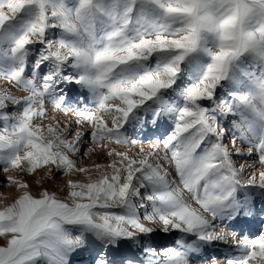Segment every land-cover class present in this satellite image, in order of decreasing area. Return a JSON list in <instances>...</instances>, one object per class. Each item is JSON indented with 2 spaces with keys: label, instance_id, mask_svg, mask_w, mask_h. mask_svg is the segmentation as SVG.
<instances>
[{
  "label": "snow or ice",
  "instance_id": "6c2138e0",
  "mask_svg": "<svg viewBox=\"0 0 264 264\" xmlns=\"http://www.w3.org/2000/svg\"><path fill=\"white\" fill-rule=\"evenodd\" d=\"M6 42L19 65L8 78L32 95L12 106L24 112L10 134L16 139L0 136V153L9 152L0 155L7 161L0 170L19 167L15 152L26 146V175L86 172L70 158L84 151L86 136V155L103 147L113 159L94 165L95 180L69 179L63 199L46 189L34 196L26 180L4 177L27 191L0 207V264H264L257 219L264 200L237 195L258 189L264 196V0H0V45ZM31 46L28 70L43 74V91L25 79ZM77 87L93 94L96 111L78 107L88 95ZM46 96L77 116L63 130L58 121L49 126L48 136L31 125V105ZM150 104L129 128L130 114ZM0 106L7 120L6 101ZM166 117L174 130L149 150L132 156L101 145H135L166 129ZM254 155L261 168L245 177ZM217 244L238 254L222 260Z\"/></svg>",
  "mask_w": 264,
  "mask_h": 264
},
{
  "label": "rangeland",
  "instance_id": "374dc122",
  "mask_svg": "<svg viewBox=\"0 0 264 264\" xmlns=\"http://www.w3.org/2000/svg\"><path fill=\"white\" fill-rule=\"evenodd\" d=\"M100 27V26H98ZM18 30V29H17ZM51 38V37H50ZM209 48L212 47L211 41H209L208 45ZM36 46H31L29 55L32 57L31 60L27 62L26 70H25V79L27 80H33L35 83V88L37 90L43 91V89L40 86V76L43 74L35 75L32 71H29L28 69L32 67V65L35 62V51ZM11 44L6 42L3 45H0V100H4L7 103L8 106V112L6 115L8 116L7 120H0V136H9L11 139L15 140V136H11L10 134L14 130L15 123L19 122L22 118L24 107L21 106L18 111L12 112V106L17 100L28 98L32 95V92L26 88L21 87L17 85L14 81L10 80L8 78V74L14 69L18 68L19 65L16 63V61L12 60L10 49ZM202 61L204 63L207 62V57L202 56ZM182 77L185 80H188L189 82H194L197 76H195L193 73L187 72L186 70L182 71ZM226 89H221V91H225ZM77 91L86 92L88 95V103H84L83 97H78L79 105L78 107L81 109L84 108H90L93 109V111H96V109L93 107L95 103V98L91 92H89L88 89L77 87ZM178 90H173V97L176 101L177 106H179L182 101L178 95H175V92ZM13 97L12 100H9L8 97ZM41 106L43 109H46V114L44 116H40L38 113L41 109ZM32 109L37 112V115L34 116L31 120V125L33 129H37L39 127L45 134V136H48V127L49 126H57V121L59 122L58 127L63 130L65 124H72L75 119H77V116L69 111L67 114H65L62 110L55 107L54 104L51 102L50 97H44L43 100L41 98L37 97L35 102L31 105ZM152 105H146L142 109L135 110L132 114H130V117L128 119V126L131 128L132 124L139 120L141 116H146L151 111ZM103 115V113H98ZM5 115L3 111V107L0 106V116ZM238 118V117H237ZM104 119L108 121V126L111 127V119L108 115H104ZM231 122V121H230ZM174 124L175 121L171 117H166V129L162 128L158 132H156L155 136L147 138L138 136L136 139H138V142L135 145H132L131 143L127 145H116L115 143H109L107 140H102L101 145L107 144L109 148H116L119 151L122 152H128L130 155L135 156L140 148H144L145 150H149L150 145H155L157 143V139H163L165 136L170 134L174 130ZM75 127V125H73ZM88 125L82 124L80 125V130L84 131L87 130ZM139 131V128L137 129ZM123 135L127 136L128 133H123ZM68 140H72L73 137H68ZM142 141V143L140 142ZM227 142V141H225ZM64 144H59L55 151H62L64 148ZM92 147V142L89 137L84 138V151H82L79 155V157L71 156V159L77 160V166L79 168H88V171L86 172H80V171H72L69 170L67 173H53L54 178L47 179L45 174L46 170H37L35 174H24L22 173L21 169L26 168L29 166V161L24 159L25 152L29 151L26 146H22L19 151L15 152V157L19 159V167H13L8 166L7 170L2 171L0 170V207H3L4 205L11 203L18 194H20L23 191H27L26 189H17L15 186L10 185L7 183V181L4 179V177H10L14 182L19 181L21 179L26 180L30 185V192L34 196H38V193L43 190H48L50 192H53L57 195V198L63 199L67 195V181L69 179L73 181H80V182H87L88 178L91 177V179L95 180L97 179L96 171L95 169H92L95 164L99 163L101 165L106 166L111 162L113 159L112 157H109L107 155V148L101 147L99 150H94L89 154H85L88 152V149ZM159 147H163L162 143L159 144ZM0 155L8 156L9 152L5 151L3 153H0ZM242 161L236 160V163L239 164ZM0 163H7V161H3ZM247 163L249 165H256L255 168H249L247 172H245V177L248 175H251L253 172H258L261 168L260 165H258L256 156H252L251 159H247ZM165 167H168L167 165ZM49 168H51V165H49ZM9 169V170H8ZM171 172V177L176 178V174L173 169H169ZM101 171H108L107 169H101ZM42 183L37 184L36 181H41ZM247 194L248 199L251 200L255 196H260L262 200H264V196L260 195V192L258 189H248V190H240L238 192V196L243 199L244 196ZM185 195H187L185 193ZM193 207H197V205L194 202H191ZM259 205V201H258ZM148 210L150 211L151 208L149 206ZM113 211L119 212V209H113ZM139 214L143 216L144 210L140 209ZM246 215H250V213H246ZM259 220L264 221V213H260L258 216ZM217 224L219 222L217 221ZM151 226V225H149ZM218 230L226 231L222 228H219ZM248 233L245 232V235ZM243 236L237 235L236 240L239 241L242 239ZM231 243V242H230ZM215 251H218L222 254L221 259L223 260V256H231V255H237L236 249L230 245V244H217L215 245Z\"/></svg>",
  "mask_w": 264,
  "mask_h": 264
},
{
  "label": "bare ground",
  "instance_id": "6f19581e",
  "mask_svg": "<svg viewBox=\"0 0 264 264\" xmlns=\"http://www.w3.org/2000/svg\"><path fill=\"white\" fill-rule=\"evenodd\" d=\"M9 170V169H8ZM5 171V170H4ZM7 204V203H6ZM3 243V239L2 238H0V244H2Z\"/></svg>",
  "mask_w": 264,
  "mask_h": 264
}]
</instances>
